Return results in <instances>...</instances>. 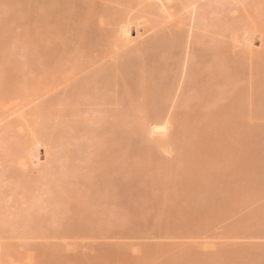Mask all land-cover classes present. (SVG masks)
<instances>
[{"label":"bare ground","instance_id":"1","mask_svg":"<svg viewBox=\"0 0 264 264\" xmlns=\"http://www.w3.org/2000/svg\"><path fill=\"white\" fill-rule=\"evenodd\" d=\"M0 264H264V0H0Z\"/></svg>","mask_w":264,"mask_h":264},{"label":"rangeland","instance_id":"2","mask_svg":"<svg viewBox=\"0 0 264 264\" xmlns=\"http://www.w3.org/2000/svg\"><path fill=\"white\" fill-rule=\"evenodd\" d=\"M44 157H42V159H43ZM263 201V200H262ZM250 210V208H248V209H246V210H244L243 212H244V214L245 213H247V211H249ZM243 212L241 213V215L240 216H238V217H241L242 215H244L243 214ZM235 218V217H234ZM231 221H232V218L230 219ZM230 220H227V222H230ZM234 220V219H233Z\"/></svg>","mask_w":264,"mask_h":264}]
</instances>
